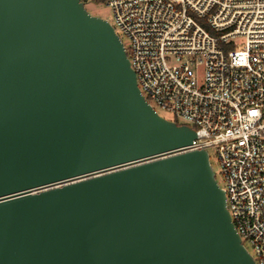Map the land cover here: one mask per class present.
<instances>
[{
    "label": "water",
    "instance_id": "obj_1",
    "mask_svg": "<svg viewBox=\"0 0 264 264\" xmlns=\"http://www.w3.org/2000/svg\"><path fill=\"white\" fill-rule=\"evenodd\" d=\"M194 137L81 0H0V264H254Z\"/></svg>",
    "mask_w": 264,
    "mask_h": 264
},
{
    "label": "built area",
    "instance_id": "obj_2",
    "mask_svg": "<svg viewBox=\"0 0 264 264\" xmlns=\"http://www.w3.org/2000/svg\"><path fill=\"white\" fill-rule=\"evenodd\" d=\"M93 1L128 39L145 100L193 128L182 151L214 149L231 222L264 264V0Z\"/></svg>",
    "mask_w": 264,
    "mask_h": 264
},
{
    "label": "rangeland",
    "instance_id": "obj_3",
    "mask_svg": "<svg viewBox=\"0 0 264 264\" xmlns=\"http://www.w3.org/2000/svg\"><path fill=\"white\" fill-rule=\"evenodd\" d=\"M84 2H85L84 7L89 14L102 18L106 20L107 22H109L110 25L114 26L113 14L111 12V9L108 6H106L103 3L94 2L93 0H84ZM115 32L119 36V39L121 43L123 44L124 49L126 50V48L129 45L128 39L116 27H115ZM157 112L160 116L164 117L167 120L176 121L178 123H181L180 119H176L173 116V114L170 113L169 111L157 109ZM207 153H208L209 163L215 175L216 182L218 186L223 189L224 179H223L221 167L217 159L216 153L214 152V149L212 148H208ZM244 246L248 250L249 254H251L249 247L246 245Z\"/></svg>",
    "mask_w": 264,
    "mask_h": 264
}]
</instances>
